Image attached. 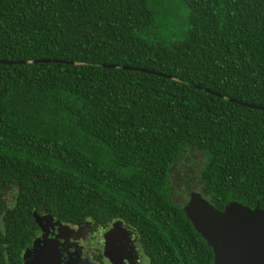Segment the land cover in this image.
Instances as JSON below:
<instances>
[{"label":"trees","instance_id":"1","mask_svg":"<svg viewBox=\"0 0 264 264\" xmlns=\"http://www.w3.org/2000/svg\"><path fill=\"white\" fill-rule=\"evenodd\" d=\"M0 60V264L41 217L213 264L189 191L264 207V0H0Z\"/></svg>","mask_w":264,"mask_h":264},{"label":"water","instance_id":"2","mask_svg":"<svg viewBox=\"0 0 264 264\" xmlns=\"http://www.w3.org/2000/svg\"><path fill=\"white\" fill-rule=\"evenodd\" d=\"M182 210L211 249L213 264H264V207L229 201L218 210L198 191L191 190ZM39 219L36 217L37 221ZM131 235L119 222L110 228L104 239L106 256L111 260L113 252L118 258L129 261L133 254H138L136 246L131 251L127 249L132 242ZM127 253L133 254L128 256Z\"/></svg>","mask_w":264,"mask_h":264},{"label":"flooded vegetation","instance_id":"3","mask_svg":"<svg viewBox=\"0 0 264 264\" xmlns=\"http://www.w3.org/2000/svg\"><path fill=\"white\" fill-rule=\"evenodd\" d=\"M37 224L38 231L29 243L21 247L19 260L15 264H24V260L25 264H148V259L138 243L136 231L129 225L119 223L132 233V242L129 241L131 243L127 249L131 251L135 246L138 248V254L131 253L133 255L128 261L118 258L113 252L110 254V260L104 250L105 234L110 228L118 225L117 221L91 227L88 224H64L49 217ZM60 225L73 229L64 226V229L60 230L57 228ZM34 241L39 243L35 245Z\"/></svg>","mask_w":264,"mask_h":264},{"label":"rangeland","instance_id":"4","mask_svg":"<svg viewBox=\"0 0 264 264\" xmlns=\"http://www.w3.org/2000/svg\"><path fill=\"white\" fill-rule=\"evenodd\" d=\"M43 219H44V218L41 217L40 221L42 222ZM64 226H66L67 228H72V229H73V227H70V226H67V225H63V226L60 225V226H58L57 228H59L60 230H63V229H64ZM59 235H60V233H59ZM43 236H45V233L43 234ZM35 241H36V240H35ZM34 243H35V242H34ZM38 243H39V241H37V242L35 243V245L38 244ZM24 264H25V260H24Z\"/></svg>","mask_w":264,"mask_h":264}]
</instances>
